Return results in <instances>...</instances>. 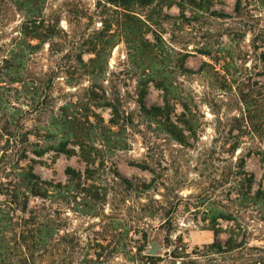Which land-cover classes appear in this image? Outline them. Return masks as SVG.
<instances>
[{"label": "rangeland", "instance_id": "rangeland-1", "mask_svg": "<svg viewBox=\"0 0 264 264\" xmlns=\"http://www.w3.org/2000/svg\"><path fill=\"white\" fill-rule=\"evenodd\" d=\"M45 4L56 35L19 41L25 12L14 8L0 39L5 61L15 38L37 47L14 63L18 75L0 63L9 247L22 241L20 219L41 211L54 225L28 252L36 264L247 262L209 251L214 234L191 213L195 196L227 204V161H245L254 190L264 183V0H133L132 12L105 0ZM28 166L53 186L48 197L21 179ZM161 207L174 213L171 230ZM260 212L249 210V247L264 264Z\"/></svg>", "mask_w": 264, "mask_h": 264}, {"label": "trees", "instance_id": "trees-1", "mask_svg": "<svg viewBox=\"0 0 264 264\" xmlns=\"http://www.w3.org/2000/svg\"><path fill=\"white\" fill-rule=\"evenodd\" d=\"M46 1L47 0H0V39L7 28L9 15L13 14L14 8L23 9L25 12V16L19 27L18 33L21 36L19 41L23 38L33 40L42 37L45 38L47 35H56L55 28L45 25L46 17L43 11L46 6ZM105 1L127 12H132L130 6L133 0ZM183 1L193 5L196 2V0ZM135 2L140 6H148L153 0H135ZM125 15L129 14L126 13ZM19 41L16 38L14 39L12 48L8 52L9 56L11 55L8 61L0 59V63H12V65L5 67V69L3 68V71L13 69V74L16 75L19 74V69L24 65H22V63H14L23 59L25 54H31L25 53L26 51H34L37 49L31 42L21 44ZM3 48H5V46H0V52ZM158 113L162 112L159 111ZM33 154L40 156V153L34 152ZM234 154L235 151L232 153V156H234ZM245 166V161L243 159H237L236 163L227 161L223 178V183L228 185L226 205L220 201L217 202L211 194H209V196H195L197 204L194 206L195 211L192 212L191 215L198 216V214H202V222L213 232L215 241L207 247L209 251L225 255L229 259L232 257L235 261H238L240 255L243 253L247 256V262L243 264H262L263 257L250 252L253 251L249 247V244L253 237L252 226L255 222V217L249 213V210L259 205L264 207V183H261L259 188L254 190L255 178L247 173ZM21 171V179L27 183V186L31 189V193L34 196L39 198H46L49 196L53 186L46 181H42L35 174L33 167L28 166L21 169ZM67 172L69 175L74 174L71 169H68ZM214 196L216 197V195ZM178 198L179 201L183 199V197ZM189 198L194 199V196ZM9 204L10 202L8 201L4 205L6 206ZM161 210V215H163L162 225L165 227L169 226V230H171L174 223V213L165 210L163 207H161ZM257 214H259L258 218L264 222V212ZM196 220L197 219H195V221ZM11 221L7 212L0 208V238L4 237L3 240L0 241V264H36L33 263V257H31V259L28 256V252L31 250L39 251L38 249L45 245L47 237L50 236L51 227L54 225L51 216L39 211L34 213L31 220L20 219L21 222L19 227L22 228L23 231L19 233L18 236L22 238V241H17L14 247H9L12 244L11 241H8V243L5 241V232H12L10 228L17 227L15 224H12ZM223 234L227 236L225 243L220 242V236ZM144 240H146V236ZM139 251L143 252V249ZM146 257L152 260L155 258V260H157V258H159L151 256ZM173 257L183 258L181 253H173ZM12 258L15 259L11 260Z\"/></svg>", "mask_w": 264, "mask_h": 264}, {"label": "water", "instance_id": "water-1", "mask_svg": "<svg viewBox=\"0 0 264 264\" xmlns=\"http://www.w3.org/2000/svg\"><path fill=\"white\" fill-rule=\"evenodd\" d=\"M156 252H152V254H155Z\"/></svg>", "mask_w": 264, "mask_h": 264}]
</instances>
